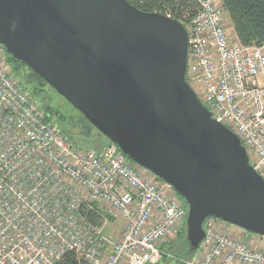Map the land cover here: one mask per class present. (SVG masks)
<instances>
[{"label":"built area","instance_id":"built-area-1","mask_svg":"<svg viewBox=\"0 0 264 264\" xmlns=\"http://www.w3.org/2000/svg\"><path fill=\"white\" fill-rule=\"evenodd\" d=\"M195 1L188 79L264 178V47L229 36L221 0ZM8 56L0 44V264H59L67 253L86 264L158 262L164 241L186 226L187 204L116 144H75L20 86ZM112 219L123 222L117 238L104 232ZM222 228L207 219L182 264H264V250Z\"/></svg>","mask_w":264,"mask_h":264},{"label":"water","instance_id":"water-1","mask_svg":"<svg viewBox=\"0 0 264 264\" xmlns=\"http://www.w3.org/2000/svg\"><path fill=\"white\" fill-rule=\"evenodd\" d=\"M0 44L185 200L191 253L209 218L264 238V178L191 86L182 22L129 0H0Z\"/></svg>","mask_w":264,"mask_h":264},{"label":"trees","instance_id":"trees-1","mask_svg":"<svg viewBox=\"0 0 264 264\" xmlns=\"http://www.w3.org/2000/svg\"><path fill=\"white\" fill-rule=\"evenodd\" d=\"M134 6L146 13H159L170 16L182 22L188 27L189 22L198 11L195 0H129ZM226 11L231 29L237 40L243 46L264 47V0H221ZM9 63L18 79L20 86L30 91L41 103L48 115L56 116V108L51 107L50 100H53L51 92L57 93L39 76L34 74L25 64L16 61L10 55ZM56 111V113H55ZM56 118V117H55ZM84 120V117L81 115ZM53 119V118H52ZM62 131L66 132L64 129ZM67 133V132H66ZM90 134V131L87 132ZM69 134V133H67ZM71 136V134H69ZM72 137V136H71ZM185 202V200H184ZM186 204V202H185ZM100 223V220L98 221ZM186 228H184L185 230ZM173 243H166L161 246V250L173 254ZM188 249L187 255H191ZM194 254V253H193ZM177 256V255H176ZM168 260L162 257L159 264H164ZM59 264H86L74 253H67Z\"/></svg>","mask_w":264,"mask_h":264},{"label":"rangeland","instance_id":"rangeland-1","mask_svg":"<svg viewBox=\"0 0 264 264\" xmlns=\"http://www.w3.org/2000/svg\"><path fill=\"white\" fill-rule=\"evenodd\" d=\"M225 21L226 30L229 36L234 37L235 35L232 32L228 15ZM51 96L53 97V100H50L51 107L53 109L56 108V111L58 112L56 113L55 111L57 115L52 116V118L60 129H64L67 133L71 134L75 144L99 151L110 142L108 139H106V137L100 134L94 127H92L85 119L83 120L81 118V114H79V112L76 111L64 98L53 92H51ZM88 131H90V134L87 133ZM122 224L123 222L121 220L112 219L110 220V223L104 227V232L110 237L117 238L121 233ZM220 224L223 225L222 229L225 230L227 224H224L221 221ZM228 226L234 229L236 233L246 235L248 240L254 239L259 243L253 244L252 242L245 240L243 236L232 234L231 232H229L230 236L232 235L231 237L245 240L250 244L251 247H253V249L255 248L257 250H264V246H262L263 243L260 242L261 240L264 242L263 237L257 236L230 224H228ZM184 228L186 229L184 230ZM184 228L177 230L174 234L170 235L164 241L163 244L173 243L172 245H174L173 254L168 251H163L162 257L168 258V260L164 262V264H182L184 261L189 260L193 257V253L191 255H187L188 249L191 251V248L187 241V227L185 226ZM160 261L161 259L154 264H159Z\"/></svg>","mask_w":264,"mask_h":264},{"label":"crops","instance_id":"crops-1","mask_svg":"<svg viewBox=\"0 0 264 264\" xmlns=\"http://www.w3.org/2000/svg\"><path fill=\"white\" fill-rule=\"evenodd\" d=\"M226 226H227V227L225 228L226 231H229V232H231L232 234H237V235L243 236L245 240H248V238H247L246 235H243V234H240V233H236V232L234 231V229H232V228L229 227L228 225H226ZM222 227H223V225H222ZM248 241H249V242H252L253 244L259 243V242H257V240H254V239H253V240H252V239H249ZM260 242L263 243L262 246H264V242H263L262 240H261Z\"/></svg>","mask_w":264,"mask_h":264},{"label":"bare ground","instance_id":"bare-ground-1","mask_svg":"<svg viewBox=\"0 0 264 264\" xmlns=\"http://www.w3.org/2000/svg\"><path fill=\"white\" fill-rule=\"evenodd\" d=\"M227 14V13H226Z\"/></svg>","mask_w":264,"mask_h":264}]
</instances>
